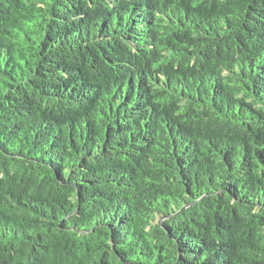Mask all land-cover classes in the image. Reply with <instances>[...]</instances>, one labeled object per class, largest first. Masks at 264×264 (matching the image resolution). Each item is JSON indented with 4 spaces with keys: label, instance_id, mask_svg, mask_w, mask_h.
I'll return each instance as SVG.
<instances>
[{
    "label": "trees",
    "instance_id": "trees-1",
    "mask_svg": "<svg viewBox=\"0 0 264 264\" xmlns=\"http://www.w3.org/2000/svg\"><path fill=\"white\" fill-rule=\"evenodd\" d=\"M0 264H264V0H0Z\"/></svg>",
    "mask_w": 264,
    "mask_h": 264
}]
</instances>
